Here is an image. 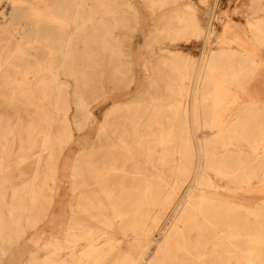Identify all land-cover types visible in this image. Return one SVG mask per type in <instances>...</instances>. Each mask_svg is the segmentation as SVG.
<instances>
[{
	"label": "bare ground",
	"instance_id": "6f19581e",
	"mask_svg": "<svg viewBox=\"0 0 264 264\" xmlns=\"http://www.w3.org/2000/svg\"><path fill=\"white\" fill-rule=\"evenodd\" d=\"M199 2L0 0V264H264V0Z\"/></svg>",
	"mask_w": 264,
	"mask_h": 264
},
{
	"label": "rangeland",
	"instance_id": "374dc122",
	"mask_svg": "<svg viewBox=\"0 0 264 264\" xmlns=\"http://www.w3.org/2000/svg\"><path fill=\"white\" fill-rule=\"evenodd\" d=\"M194 1V3H195V6H196V8H198V9H200V10H204V7H203V5L199 2V0H193ZM225 9H228V7H226L225 6ZM225 9H223V10H225ZM224 12V11H223ZM222 15V14H221ZM220 34H221V27H220V25L218 26L217 25V31H216V36H215V38H214V43L211 45V47L213 48V49H216L217 47H218V45H217V37L218 36H220ZM192 57L194 58V60H196V61H198L200 58H201V50L199 49V48H197L195 51H193V53H192ZM241 199H243V197H241ZM170 215H171V213H170ZM169 215V216H170ZM67 217H68V214H66L65 215V219H64V221H63V224L65 225L66 224V222L68 221V219H67ZM169 220H170V217H166V218H164V221H163V226L165 225V223H167V222H169ZM53 221H59V219L58 218H56V212L54 211V218H53ZM53 224H54V222H52V223H49L48 224V226L46 227V226H43V227H41V229L42 230H44V232H45V236H48V235H50L51 233H53V231H54V226H53ZM162 226V227H163ZM64 228H65V226H62V229H60V231H58V232H54L55 234H57L58 236H62V233L64 232ZM159 230H157L156 231V235H157V232H158ZM159 233V232H158ZM154 234V235H155ZM157 237H158V235H157ZM116 238H122V236L121 235H119L118 234V236L116 237Z\"/></svg>",
	"mask_w": 264,
	"mask_h": 264
}]
</instances>
